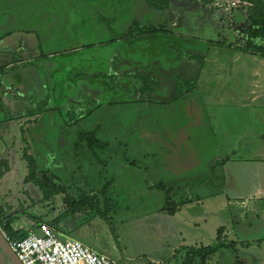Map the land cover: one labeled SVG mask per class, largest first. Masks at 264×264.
Returning a JSON list of instances; mask_svg holds the SVG:
<instances>
[{
  "label": "rangeland",
  "instance_id": "obj_1",
  "mask_svg": "<svg viewBox=\"0 0 264 264\" xmlns=\"http://www.w3.org/2000/svg\"><path fill=\"white\" fill-rule=\"evenodd\" d=\"M245 1L168 0L163 7L157 0H0V159L9 164L0 180V222L2 215L9 218L0 223L4 241L5 223L15 231L29 232L65 211L62 196L44 200L35 186L24 183L22 152L27 147L38 172L63 184L71 199L96 196L94 207L64 219L57 228L66 239L83 243L112 264H180L186 249L218 242L227 247L209 256L206 264L243 263L240 248L245 245L235 244L236 226L241 225L237 206L227 207L222 194L211 187L222 168L218 164L202 171L199 163L208 156L211 161L222 156L221 90L244 87L257 78L252 76L257 64L251 63V55H230L233 50L227 49L222 57V47L216 45L223 40L244 44L249 28ZM140 26L166 32L120 39ZM174 36L189 40L187 51L198 57L191 76L194 91L199 96L210 93L200 99L203 110L200 105L195 110L198 118L207 116L210 129L195 123L188 131L192 154H187L182 137L172 134L170 122L180 117L181 104L159 106L171 98L164 100L154 92L140 100L134 90L139 83L123 76L155 77L148 62L165 53L177 54L172 48ZM150 42L152 51H139ZM216 62L219 66H212ZM259 71L264 77V69ZM97 73L114 75L115 80L92 79ZM163 84L175 89L174 101L178 92L187 91L183 84L177 89L173 77ZM240 107L234 128L250 119L246 107ZM257 111L259 121L252 122L258 123L257 133L264 134V95ZM161 117L165 126L158 122ZM91 133L97 141L89 146L84 135ZM245 147L244 138L230 146L238 151L237 161L249 156ZM161 158L174 161L181 173L209 172L212 182L208 180L202 189L187 186L186 176L176 179L164 174ZM249 166L241 162L229 169L249 173ZM161 173L163 184L171 188L161 186ZM167 202L174 206L172 214L164 211ZM96 208L106 219L97 216ZM262 210L254 218L248 214L245 220L252 228L240 231L241 235L248 237L253 231L264 238V200ZM0 264H12L1 250Z\"/></svg>",
  "mask_w": 264,
  "mask_h": 264
},
{
  "label": "crops",
  "instance_id": "obj_2",
  "mask_svg": "<svg viewBox=\"0 0 264 264\" xmlns=\"http://www.w3.org/2000/svg\"><path fill=\"white\" fill-rule=\"evenodd\" d=\"M2 18H0V21ZM160 35V34H157ZM172 48L174 49L175 53H165L163 54L164 50H167L168 47L163 48L162 51H160L162 57L158 58H151V62H148L150 64V68H153V71L156 73V76L154 77L155 80L158 82V89L154 92V95L158 96V93L161 94L160 97H162L164 100L166 98H171L170 100H165L163 103H159V106H162L164 104H168L167 108H173L176 106V104H181L182 107H179L180 109V117H176L175 121L170 122L171 129L173 130V135L181 136L182 141L184 142L183 146H186L187 154H192L193 149L190 147L189 142L191 140L190 133L188 132L190 128H195L194 125L197 123V125L201 126V128L210 129V124L207 121V116H202V118H198L195 114L196 106H201V109L203 110L204 105L202 102H200L201 97L205 95H209L210 93L204 92L202 96H199L196 94L194 90H191L190 92L181 93L178 92V97L176 98V101H174V94L172 93V90H175L172 88V85L163 84L165 81H168L171 77L175 78L178 82L177 89L180 88L182 84H185L187 82L191 81V76L195 73L196 69V63L194 60L193 54L188 52L187 50H190V43L188 41H180L182 37H172ZM134 39V38H133ZM130 39L129 41H131ZM224 41V40H223ZM222 41V42H223ZM221 42V43H222ZM151 43V42H150ZM231 43V42H226ZM216 45H218L216 43ZM146 46V45H145ZM153 43L147 45L145 48L139 47V51L143 53H149L152 51ZM214 45H212L210 48H212ZM142 48V50L140 49ZM162 49V46L160 47ZM202 49V48H201ZM209 49V48H208ZM4 50V49H2ZM145 51V52H144ZM222 57L225 56V52H228L229 50L223 49L220 50ZM236 53V51L231 52ZM229 55V53H227ZM238 54V53H237ZM178 55V56H177ZM180 55V56H179ZM252 60V64H257L256 70L252 73L253 77L255 78L254 81H251L249 83H246L244 87H241L238 85L233 90H225L222 89L220 92L221 97L220 101L222 102V156L214 158L213 161H211V157L208 156V158L202 162V164L199 163V169H207L208 167L214 168L216 165H220L222 168V174L220 175V172L218 173L217 181H213L210 179L211 176L207 173L204 176L196 175L194 170H190L185 173H181L182 169L180 167L175 168L173 166V162H169V158L160 159L159 165L161 167V170H164L168 173V175H171L173 177L178 178H184L187 179V182L185 184L190 187H197L198 189H202L205 186V183L210 180L212 182V188L214 190V193L222 194V203L227 206L231 207L232 205L237 206V213L239 216V219L241 220V225L236 226V234H235V244L238 246L245 247L240 248V250L243 253V263L239 262L240 264H264V238L261 233L254 234L252 233L245 237L241 235V232L243 231H250L251 230V224L249 221H246L245 218L248 216V214H254L252 215L253 218L257 217L256 214H263V200H264V134H258L257 133V126L258 123H253V118L256 122L259 121V112L257 111V107L260 103V101L263 98L264 95V77L259 74V70L264 69V58L258 57V56H250ZM226 63V62H224ZM222 62V65L224 64ZM220 62L217 64L212 63V66H219ZM258 69V70H257ZM204 71L203 67L198 69V82L200 81V75L202 76V72ZM201 72V73H200ZM99 74V73H97ZM134 74V73H132ZM107 75V74H106ZM131 74H123L124 77ZM143 75L147 77H153L150 76L149 73ZM93 76V75H92ZM91 76V77H92ZM175 76V77H174ZM133 80V79H132ZM194 82V81H193ZM168 83V82H167ZM181 84V85H180ZM166 87V88H165ZM197 90L199 89L198 84H196ZM223 87V86H222ZM165 88V90H163ZM195 92V93H193ZM202 92V91H201ZM193 94H196L193 96ZM193 96V97H192ZM47 98H49L47 96ZM173 99V100H172ZM188 102L186 106H184V103ZM190 102V103H189ZM229 105H228V104ZM192 105V106H191ZM245 106V112L247 113L248 117L250 118L245 124L242 123L239 124L234 128V124L237 125V111H241L240 106ZM175 107V108H178ZM162 108V107H161ZM197 119H196V117ZM201 117V116H200ZM161 121V122H160ZM160 125L165 126L162 117L158 120ZM226 126H228L227 129ZM242 127H245L244 130H242ZM230 130H234L233 133L228 136V132ZM176 132V133H174ZM207 135H204L207 137ZM259 136L263 139L259 141ZM174 137V136H173ZM229 137L230 142L227 143V138ZM240 138H244L246 147H245V154H248L249 156H246L244 158H240V160H236V157L238 155V151H235L234 148H230V146H233V141H239ZM205 139V138H204ZM205 141V140H204ZM210 139H208V143ZM232 141V142H231ZM173 145L174 141L172 139ZM236 144V142H235ZM223 146H228V148L223 149ZM174 154V153H173ZM177 155V154H176ZM229 155V156H228ZM179 162V161H178ZM188 162L187 166L193 165L192 162ZM241 162H247L250 164L249 168L250 171L248 172H242V170H231L229 169L230 166L238 165ZM185 167V166H184ZM184 169V168H183ZM208 171V170H207ZM195 172V173H194ZM186 174V175H184ZM163 173H161V186L163 188H171L169 184H163L162 179ZM202 178V179H199ZM249 179H252L249 180ZM254 181V182H253ZM251 182V184L249 183ZM160 185V184H159ZM243 187L246 188V192L242 191ZM242 192L244 195L242 196ZM229 195V196H228ZM234 197V198H233ZM241 231V232H240ZM62 238H65L67 236L62 235ZM90 248V247H89ZM91 249V248H90Z\"/></svg>",
  "mask_w": 264,
  "mask_h": 264
},
{
  "label": "trees",
  "instance_id": "obj_3",
  "mask_svg": "<svg viewBox=\"0 0 264 264\" xmlns=\"http://www.w3.org/2000/svg\"><path fill=\"white\" fill-rule=\"evenodd\" d=\"M159 4L163 7H166L168 4V0H157ZM248 5V13H249V28L246 31V38L244 44L240 47L236 42L226 43L223 41L218 47L226 48L229 50H233L236 52H245L246 54L252 56H258L264 58V1L263 0H246ZM165 30L161 27L153 28L150 26L142 27L140 26L135 28L133 31H129L126 34H123L120 39H133L137 36H146V35H156V34H165ZM198 58V57H194ZM2 71V70H1ZM0 71V72H1ZM114 75H106L104 73H99L93 75L92 79H105L109 80L110 83H113L115 80ZM130 76L131 79L137 81L139 86L134 88L135 92L138 93L140 100L145 98L146 96L151 98L152 93L158 89V82L154 77H147L143 74L134 73ZM189 86V87H188ZM184 89L187 92L195 89V81L187 82L183 84ZM113 87H110L109 90H112ZM146 97V98H147ZM95 133H91L87 136V140H90L89 146L93 145L97 140L94 137ZM99 146H101L99 144ZM23 160L26 164L27 174L24 178V183H31L35 186L38 191L41 193V196L44 200H48L51 197L62 196L63 203L65 204V211L61 216L54 219L52 222L47 223L52 231H54L57 235L61 236L58 230V225L67 218H73L75 214L80 213L84 208H89L93 206V202L95 201V195H89L87 197L82 198L79 201H74L71 199V196L68 194V190L61 183H57L56 179L49 178L47 173H40L37 170L36 162L31 154L28 152V148L25 147L22 152ZM9 171V164L5 160L0 159V180L3 178L5 173ZM98 202V199H97ZM94 207V206H93ZM174 206L167 202L165 204L164 211L167 214L173 213ZM96 214L100 218H105L104 213H102L99 208H96ZM8 220L9 218H4L2 215V222ZM1 229V228H0ZM2 231L7 238V244L15 243L23 238H25L28 232H18L13 230L9 223H5ZM222 233V229L217 231V239H219L220 234ZM227 247V245L222 244L221 242L216 243L213 246L208 247H199V248H188L185 250L183 260L180 264H206V260L209 256L214 254L217 250Z\"/></svg>",
  "mask_w": 264,
  "mask_h": 264
},
{
  "label": "built area",
  "instance_id": "obj_4",
  "mask_svg": "<svg viewBox=\"0 0 264 264\" xmlns=\"http://www.w3.org/2000/svg\"><path fill=\"white\" fill-rule=\"evenodd\" d=\"M8 246L20 264H112L83 243L62 238L46 225Z\"/></svg>",
  "mask_w": 264,
  "mask_h": 264
},
{
  "label": "water",
  "instance_id": "obj_5",
  "mask_svg": "<svg viewBox=\"0 0 264 264\" xmlns=\"http://www.w3.org/2000/svg\"><path fill=\"white\" fill-rule=\"evenodd\" d=\"M1 235V234H0ZM2 237V236H1ZM4 240V239H3ZM4 247L5 248H0V250L3 252V255L6 256V258L9 259V261L12 263V264H20L17 259L15 258L14 254L10 251V248L7 244V242L4 241Z\"/></svg>",
  "mask_w": 264,
  "mask_h": 264
},
{
  "label": "bare ground",
  "instance_id": "obj_6",
  "mask_svg": "<svg viewBox=\"0 0 264 264\" xmlns=\"http://www.w3.org/2000/svg\"><path fill=\"white\" fill-rule=\"evenodd\" d=\"M0 248H5V247H4V240H3V238L1 237V235H0Z\"/></svg>",
  "mask_w": 264,
  "mask_h": 264
}]
</instances>
